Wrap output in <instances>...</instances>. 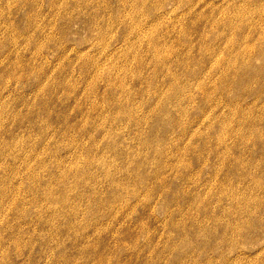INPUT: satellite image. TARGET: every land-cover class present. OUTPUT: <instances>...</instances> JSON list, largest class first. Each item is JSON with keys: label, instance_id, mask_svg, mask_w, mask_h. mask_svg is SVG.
Returning <instances> with one entry per match:
<instances>
[{"label": "rangeland", "instance_id": "1", "mask_svg": "<svg viewBox=\"0 0 264 264\" xmlns=\"http://www.w3.org/2000/svg\"><path fill=\"white\" fill-rule=\"evenodd\" d=\"M255 70L264 0H0V264H264Z\"/></svg>", "mask_w": 264, "mask_h": 264}, {"label": "bare ground", "instance_id": "2", "mask_svg": "<svg viewBox=\"0 0 264 264\" xmlns=\"http://www.w3.org/2000/svg\"><path fill=\"white\" fill-rule=\"evenodd\" d=\"M232 26H233V25H232ZM231 29H232V28H231ZM238 29H239V28H238ZM260 37L262 38V36H260ZM262 39H263V38H262ZM245 41H246V40H245ZM236 42H237V41H236ZM239 42H240V41H239ZM246 42H247V41H246ZM159 43H160V42H159ZM232 43H233V42H232ZM232 43H231V45H232ZM236 44H237V43H235V40H234V44H233L232 46H233V48H235V49H237V48H236ZM239 45H240V44H239ZM161 46H162V45H161ZM157 48H158V46H157ZM233 48H232L231 50H233ZM249 48H250V47H246V49H249ZM229 49H230V48H229ZM235 51H236V50H235ZM239 51H240V50H239ZM239 51H238V52H239ZM246 51H247V50H245V53H246ZM250 52H251V51H250ZM248 53H249V52H248ZM235 54H236V53H235ZM235 54H234V55H235ZM247 55H248V54H247ZM171 56H173V55H171ZM176 56H177V55H176ZM176 56H175V57H176ZM245 56H246V55H245ZM234 57H235V56H234ZM241 57H242V56H241ZM241 57H238V58H241ZM238 58H237V59H238ZM229 59H230V58H229ZM242 59H243V58H242ZM159 61H160V60H159ZM231 61H232V60H231ZM255 69H256V68H255ZM262 70H263V69H262ZM252 71H253V70H252ZM255 71H257V70H255ZM257 72H259V70H258ZM260 73H261V75H262V72H259V74H260ZM255 74H256V72L254 73V75H255ZM263 75H264V74H263ZM263 75H262V76H263ZM254 77H255V76H254ZM243 78H244V77H243ZM249 79H250V80H248V81H250V82H251V80H254V78H253V79L249 78ZM258 79H259V78H258ZM260 82H261V79H260ZM252 83H253V82H252ZM260 85H261V84H260ZM263 85H264V84H263ZM261 87H262V85H261ZM263 87H264V86H263ZM263 90H264V89H263ZM262 92H263V91H262ZM256 137H257V136H256ZM254 140H255V139H254ZM258 140H259V139H258ZM258 140H257V141H258ZM262 142H263V141H262Z\"/></svg>", "mask_w": 264, "mask_h": 264}]
</instances>
